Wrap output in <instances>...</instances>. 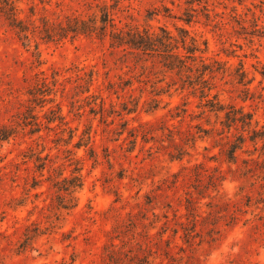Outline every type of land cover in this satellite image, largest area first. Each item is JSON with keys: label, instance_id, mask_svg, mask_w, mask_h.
Listing matches in <instances>:
<instances>
[{"label": "rangeland", "instance_id": "374dc122", "mask_svg": "<svg viewBox=\"0 0 264 264\" xmlns=\"http://www.w3.org/2000/svg\"><path fill=\"white\" fill-rule=\"evenodd\" d=\"M106 1L116 4L22 0V16L35 6L37 23L89 19ZM119 1L120 25L175 34L185 25L208 39V62L222 63L211 97L253 111L262 128L264 0H197L211 17L200 12L192 25L166 16L184 15L188 0ZM24 40L0 15V134H10L0 140V264H136L153 253L159 264L169 250L177 264H264L262 141L230 162L224 115L205 112L200 90L183 89L157 55L96 35ZM50 108L65 120L50 122ZM77 168L84 186L71 202L55 183ZM35 178L44 180L37 189ZM61 195L76 206L62 208Z\"/></svg>", "mask_w": 264, "mask_h": 264}, {"label": "trees", "instance_id": "16d2710c", "mask_svg": "<svg viewBox=\"0 0 264 264\" xmlns=\"http://www.w3.org/2000/svg\"><path fill=\"white\" fill-rule=\"evenodd\" d=\"M196 1L197 0L187 1L190 8H186L184 15L177 16L168 13L166 16L183 21L187 25L199 22L197 18L200 12H203L206 17L210 18L211 9L209 4L206 3L199 9L194 5ZM21 2L22 0H0V15H3L9 21L10 25L17 30L21 39H25V45L30 42L31 34H39L43 40L48 42H60L69 36L75 38L79 35H96L103 40L108 38L111 48L116 50H122L123 52L136 55H157L161 58V63L167 71L176 73L181 81L183 89L190 86L196 90H200V97L202 100H205L203 104L205 112H214L218 116L224 115L221 124L225 130H228L226 133L224 131L223 134H225L224 140H226V143L229 145L225 153L230 162L237 163L240 158L238 153L240 150L254 154L248 148L249 141L254 144L256 150H258V144L261 141L264 143V125L262 128H258L260 122L255 118V113L253 111H247L245 107H237L234 104H225L219 99L218 94L211 97V91L215 88L213 83V79L215 78L214 75L222 69V63L218 60H215L213 63L208 62L209 58L205 56L209 51L208 39L193 35L192 31L185 25L179 26L176 24L178 34L173 33L164 26L159 27L160 31H157L151 26L141 27L140 25H129L128 23L125 26L120 25L122 20H119L115 14V10L120 8L119 0H115L116 4H109L106 1L104 4L98 5V9L89 19L80 18L79 16H68L67 21H55L48 17H42L40 19L41 23H37V21L33 19V16L36 15L35 6L30 7L31 15L23 17L24 8L21 6ZM168 10L171 11V9ZM153 13V17L158 15V13L154 11ZM256 31H260V29ZM39 54V52L36 53L37 56H39ZM245 79L246 73L244 72L240 82H245ZM253 80H248L245 84H250ZM42 84L48 86L46 78L43 79ZM50 112L54 114L53 117L49 118L50 122L65 120V117L60 115L55 108H50ZM36 124L37 127L34 129V132L41 130L39 123ZM233 128L237 130L242 129V132L236 134L232 133ZM9 136V133L2 132L0 134V140L8 139ZM74 136L75 134L72 130L70 139H73ZM232 137H235V139H232ZM91 139L92 138L89 137L86 142L80 140L76 143V147L80 148L86 145ZM181 154L184 153L173 155V158L183 159V155ZM39 158V160H43V157ZM251 161L257 166L261 163L259 159L254 157ZM39 167L42 173L41 175L45 176L44 170L47 168L46 163H41ZM253 169L254 167L250 168L251 171H253ZM80 170L81 168H77L71 175L65 176L55 183V186L61 192L70 196L69 201L71 202L72 200H76L77 191L84 186V179ZM50 178L51 176L47 177L45 180H50ZM43 181L35 178L32 188H39ZM59 199V205L62 208L70 209L76 206V203H66V196L64 195L59 196ZM30 239L31 237H27L26 241L28 242ZM149 256L139 259V261L135 263L158 264L150 260ZM165 257L169 258L168 262L165 263L164 259H162L159 264H177L179 260V258L173 257L170 250L165 253Z\"/></svg>", "mask_w": 264, "mask_h": 264}]
</instances>
